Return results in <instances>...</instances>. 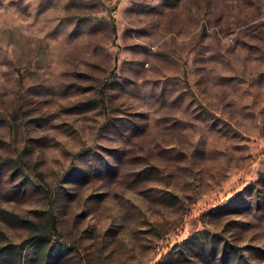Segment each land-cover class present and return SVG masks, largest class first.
Instances as JSON below:
<instances>
[{
    "label": "rangeland",
    "instance_id": "obj_1",
    "mask_svg": "<svg viewBox=\"0 0 264 264\" xmlns=\"http://www.w3.org/2000/svg\"><path fill=\"white\" fill-rule=\"evenodd\" d=\"M49 214L22 264H264V0H0V247Z\"/></svg>",
    "mask_w": 264,
    "mask_h": 264
},
{
    "label": "trees",
    "instance_id": "obj_2",
    "mask_svg": "<svg viewBox=\"0 0 264 264\" xmlns=\"http://www.w3.org/2000/svg\"><path fill=\"white\" fill-rule=\"evenodd\" d=\"M57 229L56 219L49 214L46 223L37 226L38 233L30 235L26 242L21 244H7L0 247V264H22V249L26 243L32 242L37 248H41L47 242V236ZM218 235H212L209 240L193 239L188 240V248L207 259L210 249V256L215 264H241L242 258L245 257V248L243 246H232L228 249L227 245H223L222 253L218 259L217 246L220 241ZM55 247V244H54Z\"/></svg>",
    "mask_w": 264,
    "mask_h": 264
}]
</instances>
